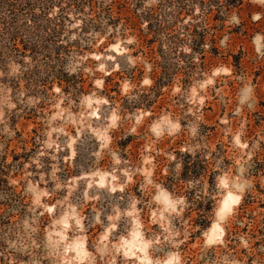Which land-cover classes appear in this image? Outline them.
<instances>
[{"label":"rangeland","instance_id":"374dc122","mask_svg":"<svg viewBox=\"0 0 264 264\" xmlns=\"http://www.w3.org/2000/svg\"><path fill=\"white\" fill-rule=\"evenodd\" d=\"M25 1L43 49L0 53V264H264V0H49L36 25Z\"/></svg>","mask_w":264,"mask_h":264},{"label":"trees","instance_id":"16d2710c","mask_svg":"<svg viewBox=\"0 0 264 264\" xmlns=\"http://www.w3.org/2000/svg\"><path fill=\"white\" fill-rule=\"evenodd\" d=\"M49 0H42L40 3V13L38 15L30 14L33 25L43 19L46 23H53L55 18L47 17V12L49 11V4H47ZM30 5L25 0H0V53L2 47L5 45H9L17 55H23L25 51H29L31 54H38L40 49H43L39 46L40 41H35L38 36L39 28H32L30 25H27L24 16H26V11H29ZM229 8V5L226 8ZM200 40L198 43H195L196 46L199 43L205 42V37L200 35ZM213 40V39H212ZM41 43H44L43 40ZM5 44V45H4ZM2 45V46H1ZM19 45L22 49L19 50L17 48ZM184 158L190 159V156L185 154ZM185 162L183 171H188L191 169L192 164ZM192 162V161H191ZM194 164V163H193ZM259 194L263 195V203H264V189L258 190ZM255 196H248L247 203L243 207L244 212H247V209L255 200ZM208 200V199H207ZM211 201H205L204 199L198 203L197 209L200 211L198 215V222L201 228H205L209 224V213L211 212Z\"/></svg>","mask_w":264,"mask_h":264},{"label":"bare ground","instance_id":"6f19581e","mask_svg":"<svg viewBox=\"0 0 264 264\" xmlns=\"http://www.w3.org/2000/svg\"><path fill=\"white\" fill-rule=\"evenodd\" d=\"M229 194H231V193H229ZM239 199H240V196H237V202L239 201ZM226 203L224 202V204H222V207L223 208H226ZM228 208V207H227ZM230 210V209H229ZM229 212V211H228ZM220 213H221V211L219 212V217L221 216L220 215ZM218 217V218H219ZM223 217V216H222ZM221 218V217H220ZM224 218V217H223ZM217 228V226H216V223H214V224H212V226L208 229V233H207V241H213L214 239H213V236H214V230ZM222 228V227H221Z\"/></svg>","mask_w":264,"mask_h":264}]
</instances>
